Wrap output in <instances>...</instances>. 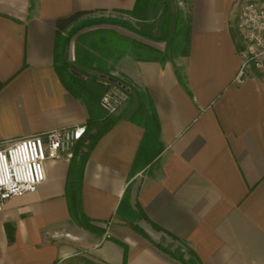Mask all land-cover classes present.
Instances as JSON below:
<instances>
[{"label": "crops", "instance_id": "obj_1", "mask_svg": "<svg viewBox=\"0 0 264 264\" xmlns=\"http://www.w3.org/2000/svg\"><path fill=\"white\" fill-rule=\"evenodd\" d=\"M248 1L190 0V52L180 65L136 59L132 40L166 46L119 26L82 33L126 41L112 46L125 50L113 75L129 87L130 100L134 89L151 98L160 153L133 173L145 128L130 115L97 142L81 196L83 212L104 233L73 220L71 162L49 159L38 190L10 198L0 211V264H183L154 244L163 236L187 244L203 264H264V82L252 69L241 75L236 30ZM136 4L0 0V144L87 125L84 102L55 68L56 23L75 13L132 11ZM126 192L161 229L139 221L149 239L116 218Z\"/></svg>", "mask_w": 264, "mask_h": 264}, {"label": "trees", "instance_id": "obj_2", "mask_svg": "<svg viewBox=\"0 0 264 264\" xmlns=\"http://www.w3.org/2000/svg\"><path fill=\"white\" fill-rule=\"evenodd\" d=\"M157 2L159 0H137L132 11L119 12H131L138 20L147 21L149 20L148 12L153 11L155 18L161 20L159 34L155 32L153 24L138 29L128 22L116 19L92 20L78 24L80 16L87 14L84 12L59 19L56 23L55 68L69 92L84 102L88 113L86 135L77 143L74 149V157L71 160V174L67 186L69 210L73 220L93 232L104 233L105 230L96 227L85 215L82 208L81 184L85 163L90 152L105 133L120 120L130 115L133 122L145 128V135L133 167V173H136L141 169V166L150 164L159 155L161 129L151 98L137 89H134V96L123 111L108 113L103 109L102 98L111 86L117 85L126 90L129 88L122 79L113 75L116 64L124 55L125 50L122 47H117V50L112 47L117 45L114 44L117 40L111 43L105 42V38L109 36L107 33L78 34L87 27L103 24L121 26L145 39L166 44V49L160 50L146 43L132 40L131 52L136 59L175 64L177 57L189 55L191 19L189 15L185 16L181 9L174 10L171 0H160L162 5L160 11L156 7ZM97 35L100 37L99 39H96L95 36ZM75 36L79 42L76 45V60L72 63L69 60V53ZM87 38L92 40L86 46ZM109 60H112V63ZM179 70L177 67L179 79L184 82ZM78 157L79 160L76 161ZM116 218H121L133 230L147 239L149 236L138 225L139 221L149 222L155 229L161 230L149 219L139 203L132 204L129 192L124 195ZM173 238L178 240L176 237ZM154 244L183 264H203L196 252L188 245V255H186L180 251L173 252L161 244Z\"/></svg>", "mask_w": 264, "mask_h": 264}, {"label": "built area", "instance_id": "obj_3", "mask_svg": "<svg viewBox=\"0 0 264 264\" xmlns=\"http://www.w3.org/2000/svg\"><path fill=\"white\" fill-rule=\"evenodd\" d=\"M236 30L243 44L241 75L252 69L264 82V0L245 3ZM129 101V91L114 85L101 105L108 113H116ZM86 132V125H81L0 144V211L10 198L38 190L46 180L45 163L49 159L71 162Z\"/></svg>", "mask_w": 264, "mask_h": 264}, {"label": "rangeland", "instance_id": "obj_4", "mask_svg": "<svg viewBox=\"0 0 264 264\" xmlns=\"http://www.w3.org/2000/svg\"><path fill=\"white\" fill-rule=\"evenodd\" d=\"M157 3L158 4L156 7L160 11L161 6H162L160 3V0ZM189 4H190V0H171V5L174 8V10H177L178 8L181 9L184 12L185 16L188 15V13H189L188 12L189 11ZM148 13H149V15H148L149 20L142 21V20H138L137 18H135L131 12H119V11H117V12H93V13H87V14L80 16L77 23L80 24V23L86 22V21L101 20V19L102 20L116 19V20L128 22L131 25H133L135 28H138V29H143L145 25H152L153 24L155 32H157L159 34V30H160V26H161L160 18H155V14L153 11L152 12L150 11ZM98 26H110V25L103 24V25H98ZM93 27H95V26H93ZM91 28L92 27L85 28L78 35H81L84 31H87V29H91ZM119 28H123V27L119 26ZM137 36H138V34H137ZM95 37H96V39L100 38L98 35ZM140 38H141V36H140ZM91 40H92L91 38H87L85 42L86 43L91 42ZM117 40L121 44H125V42H126L125 40L120 41V39H118V38H117ZM73 41H74V43L73 42L72 43H73V45L75 44L74 46L76 47L77 43L79 42V41L77 42V36L74 37ZM104 41L107 43H111L112 41H115V39L112 36H108L107 38H105ZM164 45L166 46L165 43L161 42V46H164ZM183 58H184L183 56H179L175 59V62L180 65L183 62ZM127 104H128V102L124 103V105L121 107V109L118 112L123 111L124 108H126ZM159 242L161 244L165 245L167 248L171 249V251H173V252H179L180 251V252H183L186 255H188L187 254L188 253L187 244H185L182 241L167 239L163 236L161 239H159Z\"/></svg>", "mask_w": 264, "mask_h": 264}]
</instances>
